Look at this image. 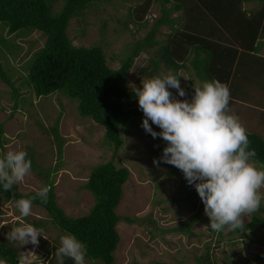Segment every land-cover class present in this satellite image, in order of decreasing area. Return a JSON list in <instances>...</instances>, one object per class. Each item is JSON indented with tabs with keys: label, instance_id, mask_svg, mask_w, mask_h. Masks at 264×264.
Masks as SVG:
<instances>
[{
	"label": "rangeland",
	"instance_id": "374dc122",
	"mask_svg": "<svg viewBox=\"0 0 264 264\" xmlns=\"http://www.w3.org/2000/svg\"><path fill=\"white\" fill-rule=\"evenodd\" d=\"M60 2L55 3V8L62 4ZM136 3L140 2L100 1L83 18L69 21L67 36L75 46L101 47L107 65L116 68L119 59L135 40L143 38L159 13L156 1L143 17L145 25L127 22V26L123 27L120 23L125 20L128 8ZM243 5L250 9L256 3ZM177 14L179 12L171 16ZM167 31L165 26H161L160 33L154 37L163 40ZM43 41L44 37L37 30L14 36L0 27V64L18 91L14 99L10 86L0 81V124L3 133L0 155L12 149H24L28 154L32 153L38 167L36 171L31 170L23 183L15 185L16 189L21 193L36 191L51 181L56 204L66 215L80 216L94 201L93 195L83 187L90 168L111 160L116 167L123 166L129 172L115 209L120 218L115 226L119 240L112 252L113 264H264V225L234 231L225 229L219 233L212 231L203 202L195 186L187 183L182 171L162 161L159 166L153 163L154 158L160 160L166 142L143 129V113L125 117L119 131L121 145L114 151L112 145L104 142L102 127L90 118L78 115L75 101L58 92L39 97L31 92L24 83V62ZM147 50L151 53L154 47ZM149 58V52L143 51L133 59L123 81L125 92H134V88L142 86L141 79L146 76L140 73V69L149 63ZM249 73L244 70L238 76L245 84L229 107L240 118L247 132L255 133L264 140V88L253 79L247 81ZM179 74L180 85L186 95L180 97L176 89L169 90L178 99L191 100L194 86L200 82L190 67L179 71ZM125 101L128 102L125 110H141L136 96ZM56 120L57 137L62 142L59 161L57 142L47 131ZM149 123L154 131H161L151 121ZM43 170L49 172L48 177ZM261 191L264 192V189ZM197 210L201 218L191 223L187 232L167 231L185 224ZM0 211V224L4 225L0 227V240L16 248L18 263L47 264L51 245H59L60 236L66 233L50 222L41 207L32 205L33 214L22 218L11 200L0 204ZM254 213L264 217V202ZM126 217L131 222L126 221ZM251 218L252 214L245 217L244 224ZM21 223L43 229L48 239L40 236L39 244L35 246L30 242L24 245L9 242L6 234ZM206 253L208 261L205 260ZM85 264L101 263L85 258Z\"/></svg>",
	"mask_w": 264,
	"mask_h": 264
},
{
	"label": "trees",
	"instance_id": "16d2710c",
	"mask_svg": "<svg viewBox=\"0 0 264 264\" xmlns=\"http://www.w3.org/2000/svg\"><path fill=\"white\" fill-rule=\"evenodd\" d=\"M100 1L103 0H0V27L14 36H22L33 30L41 33L43 44L24 62V83L36 97L58 92L75 101L78 115L100 125L104 142L112 145L114 151L121 145L119 131L125 117L143 113L137 109L125 110V105H128L125 100L136 95L125 92L123 88L133 59L140 52L150 54L149 63L140 69L146 78L169 70L180 76L179 71L190 67L200 83L216 79L227 84L232 100L241 94L240 88L245 83L238 76L245 70L246 74L250 72L247 81L253 79L259 87L264 88V0H138L139 4L128 8L125 20L120 23L123 27L127 26V22L145 25L143 17L156 1L159 13L143 38L135 40L119 59L116 68L107 65L101 47L75 46L66 33L71 19L83 18ZM253 1L255 7H244L243 4ZM56 2L62 4L55 8ZM130 9L133 10L130 12ZM175 12L179 14L171 16ZM161 26L168 30L163 40L154 37L160 33ZM152 47L154 50L150 53L147 48ZM0 81L10 86L15 99L18 96L17 88L1 64ZM57 121L47 131L57 142L59 161L62 142L57 137ZM247 133L250 149L256 152L253 161L264 165V140L255 133ZM2 145L0 124V147ZM28 158L32 170L36 171L38 167L32 153L28 154ZM43 171L48 177L49 172ZM128 174L127 168L116 167L111 160L92 166L83 187L93 195L94 201L88 211L80 216H68L56 204L51 181L47 182L50 189L48 202L42 203L36 199L32 205L43 208L57 229L74 234L84 242L87 246L85 258L98 260L101 264H113L112 252L119 240L115 226L120 218L115 209ZM35 192L21 193L15 185L5 191L0 186V204L32 197ZM199 212L197 210L185 224L167 231L187 232L189 225L201 218ZM124 219L131 222L129 217ZM261 224L264 225V217L252 213L251 220L243 228ZM56 247L59 245H51L47 264H56ZM205 260H209L208 253ZM0 261L18 264L16 248L2 240ZM65 264H73V261L66 258Z\"/></svg>",
	"mask_w": 264,
	"mask_h": 264
},
{
	"label": "clouds",
	"instance_id": "9594fccd",
	"mask_svg": "<svg viewBox=\"0 0 264 264\" xmlns=\"http://www.w3.org/2000/svg\"><path fill=\"white\" fill-rule=\"evenodd\" d=\"M178 77L171 70L161 72L141 79L142 86L133 89L143 112V129L166 142L160 160L154 158L153 163L159 166L162 161L182 171L187 183L195 186L213 231L242 229L244 218L264 202V166L253 162L256 152L250 149L246 127L229 107L227 84L204 80L194 86L191 100L178 99L169 90L176 89L180 97L186 95ZM149 121L161 131H154ZM31 170L26 150L6 151L0 155V186L11 190L23 183ZM49 191L44 186L32 197L17 199L20 216L33 214L36 199L47 203ZM6 235L9 242L20 245H38L40 236L48 239L43 229L29 223L12 227ZM86 254V244L71 233L60 236L54 252L56 264H65L66 258L73 264H85Z\"/></svg>",
	"mask_w": 264,
	"mask_h": 264
}]
</instances>
